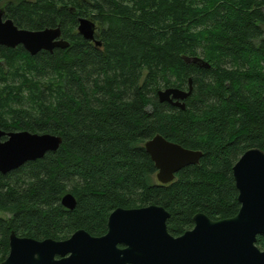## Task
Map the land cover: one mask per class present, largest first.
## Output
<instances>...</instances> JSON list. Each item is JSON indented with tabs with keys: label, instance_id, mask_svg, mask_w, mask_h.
Returning <instances> with one entry per match:
<instances>
[{
	"label": "trees",
	"instance_id": "16d2710c",
	"mask_svg": "<svg viewBox=\"0 0 264 264\" xmlns=\"http://www.w3.org/2000/svg\"><path fill=\"white\" fill-rule=\"evenodd\" d=\"M1 9L20 29L60 26L70 45L36 56L0 47V129L62 138L56 152L0 173V264L12 232L100 237L118 208L163 207L174 235L198 213L237 216L233 167L264 151V0H0ZM84 17L100 47L77 33ZM194 57L209 67L185 60ZM190 79L184 110L159 101ZM157 135L201 151L200 163L159 184L145 149ZM68 193L74 210L61 204Z\"/></svg>",
	"mask_w": 264,
	"mask_h": 264
},
{
	"label": "water",
	"instance_id": "95a60500",
	"mask_svg": "<svg viewBox=\"0 0 264 264\" xmlns=\"http://www.w3.org/2000/svg\"><path fill=\"white\" fill-rule=\"evenodd\" d=\"M96 28L92 19L80 18L77 33L100 47ZM69 45L60 26L38 31L20 29L0 10V47L23 46L31 56H36ZM185 60L209 67L200 57ZM192 91L190 79L188 90L168 88L157 94L161 103L184 110ZM61 144L62 138L56 135L6 133L0 129V173L7 175L28 162L42 159L47 153L56 152ZM145 149L155 163L161 185L173 182L184 168L199 164L203 155L161 135L147 141ZM233 178L241 205L237 216L214 221L198 213L193 217L194 229L177 239L168 233L170 213L163 207L118 208L108 218L107 233L100 237L78 230L62 241L36 240L12 232L9 255L1 264H264V250L257 246L258 237L264 235V151L247 150L233 167ZM61 204L74 210L77 201L68 193ZM120 245L126 249L121 250Z\"/></svg>",
	"mask_w": 264,
	"mask_h": 264
},
{
	"label": "flooded vegetation",
	"instance_id": "af4514ba",
	"mask_svg": "<svg viewBox=\"0 0 264 264\" xmlns=\"http://www.w3.org/2000/svg\"><path fill=\"white\" fill-rule=\"evenodd\" d=\"M107 227H108V226H107ZM194 227H195V226H194V223H193V225H192L190 228H188L187 230H185V232H183V233L180 234V235H174V234L170 233L169 230H168V233H169V235H170L172 238L177 239V238L183 236L186 232H188V231H192V230L194 229ZM167 229H168V226H167ZM119 248H120L121 250H125V249H126V247L123 246V245H120ZM172 251H174V250H172ZM170 259H174V258H173V257H170ZM189 262H191V261H189ZM191 264H192V263H191ZM198 264H199V263H198Z\"/></svg>",
	"mask_w": 264,
	"mask_h": 264
}]
</instances>
